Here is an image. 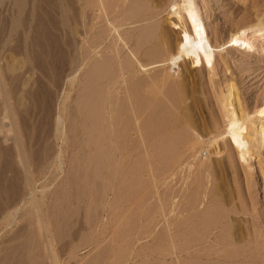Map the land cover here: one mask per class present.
I'll return each mask as SVG.
<instances>
[{
  "label": "rangeland",
  "instance_id": "obj_1",
  "mask_svg": "<svg viewBox=\"0 0 264 264\" xmlns=\"http://www.w3.org/2000/svg\"><path fill=\"white\" fill-rule=\"evenodd\" d=\"M12 1L0 0V74L4 78L6 91L9 93V98L16 111L14 115L18 127L16 131H18L22 143H25V151H23L27 157L26 160H28V164H32L30 167L33 170L36 169L33 176L41 201L42 193L39 189L43 184L48 183L47 197L44 198L45 204L41 208L43 213L54 214L51 215L53 217L51 223L54 225L49 232L53 238L50 248L53 256L52 259L47 257L42 237L38 240L40 236L37 237L34 230L33 232L29 231V221L25 215L27 205H25L18 211L17 221L12 226L0 227V264H50L51 261L52 264H115V262L116 264H194L195 260H198L196 263L199 264L205 262L207 264H224L223 261L220 263L219 255L231 256L232 252L235 260L229 259L226 264L234 262H237L236 264H264V145L248 162H243L241 158H238L235 149L225 150L220 154H215L213 150L209 154L203 150L199 151L197 158L193 159L189 156L191 153L184 150L185 148L181 149L180 145L174 147V144H179L178 142L182 141L183 129L173 126L172 110L162 95H159L155 100L144 96L145 101L141 105L144 110L141 108L143 111L147 109L149 111H146L148 115H145L146 112L144 113L145 118L142 117L140 123L146 127L147 131L141 124L140 127L143 130L140 129L137 133L129 129L132 134H129L128 130L127 136L126 134V137L124 136L128 146L121 150L118 156H114L109 151L103 153L83 148V144L92 140L93 134L91 116L94 117V84L92 82L94 74L92 71L95 56L93 52L90 53L92 59L85 70L79 72L73 89L69 92V98L64 101L65 93L68 91L66 75L69 72L71 60V49L70 45L68 46L70 42L68 37L70 36L65 31L63 32L58 24L55 1L21 0L19 2V4H23L21 7L15 4V0ZM177 1L180 0H173L170 6H166L164 12L162 11L156 19L161 21L167 16L169 18L170 16L176 17ZM67 2L74 19H77L76 3L73 0ZM128 2L130 0L126 3ZM165 2L168 0H164L163 4ZM195 6L199 16L198 21L207 29L211 43L214 41L213 44L224 42L237 26L256 19L264 20V0H195ZM101 26L100 23L96 26L97 29L93 35L97 33L96 36H98ZM77 37L79 36L77 35ZM106 42L109 44L110 40ZM106 42H104L105 45L104 43L101 45L102 49L108 45ZM92 43V38L86 40L85 47H89ZM259 43L260 40L255 42L251 53L242 46L238 48L226 46L223 51L218 52V65L216 64L213 72L206 69H195V71L193 67L188 69V66H180V77L187 85L198 90L200 114L196 115V124L201 128L199 130L205 138L210 136L208 133L214 120L220 124L222 122L221 105L218 103L217 94L225 82L235 81L241 102L245 107L247 106L246 108L253 110L264 103V50ZM220 53L225 61L221 59ZM101 54L103 55V52ZM101 54L99 58L102 56ZM182 60L183 58L178 61L180 65H182ZM157 71L159 74L161 73L156 69V71L152 70L150 74L153 75ZM177 79L178 77L174 78V80ZM165 85L167 86H164V90L162 89L163 94L165 91V94L168 93L172 88V79ZM62 104L65 108L69 141L74 146L64 153L65 163L62 170H59L60 172L57 171L54 175L47 171V168L36 172L41 167L38 165L43 162L45 156V158L53 160L58 152L57 142L51 136L53 120L57 116L59 105ZM87 127L91 128L87 130ZM7 128L8 126L4 128V131L0 128V193L2 194H0V211L5 201L8 203L9 200L11 203L14 199L19 200L25 193L22 165L15 162L16 155L13 139H11L16 132L6 135ZM139 134L146 137L147 145L144 149L143 147L135 149L134 145L138 143H136V137ZM160 143L162 145L158 147ZM171 145L173 148L170 147ZM50 155L51 157H49ZM108 157L109 159H107ZM206 157V161L209 159L211 165L214 162L222 164L225 171H221L222 173L217 176L212 174V169H210V172L207 171L201 175L184 166L189 160L195 163L199 159H206ZM182 162L183 168L180 166ZM51 169L53 170V167ZM200 180L206 181L204 187H207L205 190L207 189L208 195L203 197L205 201L198 208L194 205L192 193L193 185L196 187ZM50 181L53 183L51 184ZM219 182L223 184L221 198L215 196L211 191L214 185ZM57 189L61 191L59 192ZM69 192L71 193L69 194ZM117 194H119L118 197ZM22 199L28 200L27 196ZM208 203L214 205L210 206ZM59 204L60 206H58ZM57 207H60V211L57 210ZM172 207L176 208L174 213H170ZM203 207H207V210L212 209L207 214V219L204 216L207 210L204 208L203 212ZM214 207L217 208V211ZM195 211H199L200 214L198 212L196 214ZM218 211H221L222 214ZM201 215L204 219H201L200 222ZM209 215H212L213 220ZM167 221H169V225ZM194 221L198 223L196 224ZM169 226H172V229ZM198 226L201 229L197 230L200 245L195 246L193 232L196 233ZM211 227L213 228L211 229ZM165 228L168 229L166 230L169 231V234L164 233L166 232ZM231 228L239 230L240 238L238 239H241L240 241H236L230 234L232 233L230 232ZM143 230L145 231L143 232ZM151 230L155 231L151 232ZM207 230L208 234H206ZM181 231L182 233H180ZM211 231L213 232L210 234ZM218 232L219 234H217ZM15 234L18 235V238L16 237L17 239L15 238L12 242L9 241ZM171 235L175 236L176 245L173 243L174 239L171 238ZM204 236L206 238H201ZM34 238L39 242L34 243ZM177 244L180 245L179 248ZM200 246L201 248H199ZM183 247L184 251H182ZM224 252H226L225 255H223Z\"/></svg>",
  "mask_w": 264,
  "mask_h": 264
},
{
  "label": "bare ground",
  "instance_id": "obj_2",
  "mask_svg": "<svg viewBox=\"0 0 264 264\" xmlns=\"http://www.w3.org/2000/svg\"><path fill=\"white\" fill-rule=\"evenodd\" d=\"M54 1H55V6H57L56 7V9H57L56 15H58V18L57 17L56 18L58 20V24L61 27L63 32L65 31L66 33H68V35L70 36L68 38H69V41L71 42V43L69 42L70 44L68 43V46L70 45V49H71L70 50L71 51V60H70L69 72L66 75L67 80H68V87H67L68 91L65 93L66 95H65L64 101L69 98V92L73 89V85L75 83L77 75L79 74L80 71L85 70V68L87 67V64L92 59V56L90 55V53L93 52V55L95 56V58H94V64L95 65L93 64L94 68L92 71L94 74L93 78H92V82L94 84V97H93V99H94V104H93L94 117L91 116V123L93 125V134H92V140L90 142H86L85 144H83V146H82L83 148H88V149L90 148L92 151L96 150L95 152L98 151V152H103V153L105 151L106 152L109 151L114 156H118V153L121 152V150H124V148H126L128 146V143L125 141V137L127 136L128 130L130 129V130H133L137 133L140 131V129L143 130V128L144 129L146 128L145 126L143 127V125L140 123V121L142 120L141 118L142 117L145 118V115H148V113L146 112L148 109L146 111H143L144 108L141 106L142 103L145 101L144 96H148L147 98L155 100L159 97V95L160 96L162 95L163 99H165L167 101L166 103H168L169 107L172 110V112H171L172 116L171 117H173L172 118L173 126L175 125V127H180L183 129V131L180 130V131H182V133H181L182 141L178 142L179 144H174V147L180 145L181 149H182V147L185 148L184 150L191 153V155H189L191 158L195 159V157L197 156V153H199V151H203V150L204 151L206 150L208 153L209 152L212 153L211 150H213L215 154H220L225 150L235 149L237 152L238 158H241L243 160V162L244 161L248 162L249 159H251V157L253 155H256L259 152V150L261 149V147H263V145H264V115H262L261 113L264 112V103L258 107H255L253 110L246 108L247 106L245 107L243 105V102H241V98L239 96L238 88L236 86L235 81H233V80H231V81L229 80L227 82H225L226 81L225 80L224 81L225 85L221 86V89H220L219 93L217 94L218 103H220V105H221L222 122L220 124L217 122V120H214L213 126L211 125V128H210L209 133H208L210 136L205 138V136L202 135V133L199 130L200 127H198L196 124V115L200 114V110H199L200 98L198 96V90L193 86L187 85L185 83L184 79L180 77V68H181L180 66H188V69L193 67L194 70L195 69H206L209 72H213L215 69V66L218 65L217 64L218 63L217 57L219 56L218 52L223 51L226 46L237 47V48L242 46V47H244V49L248 50L249 53H251V50L254 48L255 42L257 40H260V43L262 45V49L264 50V20L256 19L255 21H252L250 23H245L241 26H237V27H235V29H233L230 32L229 36H227L228 39H226L224 42H219V43L213 44L214 41H212V43H211V41L209 39V35L207 33V29L204 27V25L202 23H200L198 21L199 16H198L197 8L195 6V0L177 1L176 7H175L176 17L170 16V18H169V16H167V17L163 18L161 21H159V19H156V18L164 10V8L166 6L167 7L170 6V4L172 3L173 0H171L170 2L168 0V2H165L164 4H163L164 0H130V2H128V3H126L128 0L127 1L126 0H73L76 3L75 7H77V9H76L77 10L76 11L77 16H78L77 19L76 18L74 19L73 15H72L71 8L69 6V3L67 2L68 0H54ZM19 2H21V0H15V4H17L21 7L23 4H19ZM34 5H35V3H34ZM32 7H34V6H32ZM189 12H192V14L196 20L197 26L201 29L199 36L196 35V32L192 27V19L188 16ZM99 23H100V25H102L101 29L98 31L99 34H98V36H96L97 33L95 35H93L95 30L97 29L96 26L99 25ZM16 24H17V22H16ZM185 33H187V35H188L187 42H185V40L183 39ZM77 35L79 37H77ZM92 35H93V37H92ZM70 38H72V39H70ZM91 38L93 40V43L89 47H85V41L89 40V39L91 40ZM107 40H110L109 44L106 42ZM233 41H235V43H233ZM104 42H106L108 45L102 49L101 45ZM104 45H105V43H104ZM102 52H103V55L101 54ZM100 54L102 56L99 58ZM122 55H124V56H122ZM207 57H211V67L208 66ZM220 57L222 60L225 61V59L221 55V53H220ZM181 58H183L182 65H180V63L178 62L179 59H181ZM226 60H227V58H226ZM197 61H199V63H197ZM156 69L160 70L161 73L159 74V72L157 71L156 73H153V75H151L150 74L151 71L152 70L156 71ZM184 70H183V72H184ZM175 77H178V79L174 80ZM3 79L4 78L0 74V124H1L0 128H1V130L3 129V131H4V128H6L8 126L6 135H9L10 132H12V133L16 132L15 135H12V137H11V139H13V148H14V152L16 155V158L15 157H13V158H15L16 163H18V164L20 163L22 165V167H21L22 173H23L22 179L24 177L23 180L25 182L24 183L25 186L23 185L25 187V190H24L25 193L23 194L22 198L27 196L28 200L26 201V200H23L22 198L19 200L14 199L12 201L13 203L12 202L9 203V200L7 201L8 203H6V201H5V203L3 204L4 206H3L2 210L0 211V227L6 228L9 226H12L17 221L16 216L18 214V211L22 207L27 205L25 215L28 217L27 220L29 221V229H30L29 231L32 230V232H33V230H34L36 232L35 235H37V237H38V235L40 236V237H38V240L42 237V242L45 244V248H46L45 249L46 255L49 259H52L53 252L50 248H51V244L53 243L52 242L53 238L49 235V232L52 230V225H54L51 223V219H53L52 216L54 214L49 215L48 213L47 214L43 213L42 208H41V206L45 204L44 198L47 197L46 196L47 195L46 189L48 188V183L43 184L42 188L39 189V190H41L40 192L42 193L41 194L42 195L41 196L42 201H41L38 194H37V189L35 187V181H34V176H33V174H35L34 172L36 169L33 170L30 167V165L32 166V164H28V160H26L27 157L25 156V152H24L25 151L24 150L25 143L24 142L22 143V141H21L22 139H20L19 133H17L18 131H16L18 129L17 124L15 122V117H14L16 111L14 110V105H12L13 103L9 98V93L6 91L7 88L5 87L6 85H4L5 83H4ZM171 79H172V88L166 94H165V92H166L165 91L164 92L165 95H164L162 89L164 88V86H167L165 84L169 83V81ZM206 79H207V77H206ZM234 79H236V78H234ZM216 82H218V81H216ZM208 90L211 91V89H208ZM146 101H148V100H146ZM141 107L143 108V110ZM150 108H152V107H150ZM144 113H145V115H144ZM56 115L57 116H55V118H54L55 120H53L54 123H53L52 136L51 137L54 138L55 141L57 142L58 152H57V154L53 160H49V158H45L46 157L45 156L42 163H40L39 165L36 164L38 166H41L37 169L36 172H40V171H42V169L47 168V171H49L51 174L53 173L55 175V173L59 170H62V168L64 166V163H65L64 153L66 151H68L72 146H74L69 141L68 129H67L66 118H65V108H64L63 104L59 105V111ZM154 116H155V114H154ZM214 118H215V116H214ZM140 124L142 125L143 128L140 127ZM233 125H236V127H233ZM165 126H166V124H165ZM91 127H87L86 129L88 130ZM130 130H129V132H130ZM164 130H165V128H164ZM153 131L155 132V130H153ZM158 131H159V129H158ZM145 132H144V134L146 135ZM125 134H126V136H125ZM129 134H132V133L130 132ZM141 134H142V132H141ZM141 134H139L138 137L135 136L137 138L136 143L138 142L137 144L134 145V146H136L135 149L136 148L139 149L140 147H143V149H144V147H146V145H147L146 140H145L146 137L144 138L142 136L143 134L142 135ZM148 135H150V133ZM233 136L236 137L235 142L232 139ZM128 138H129V136H128ZM138 138H139V141H138ZM165 144H167V143H165ZM152 145H153V143H152ZM160 145H162V144L160 143L158 145V147ZM150 147H152V146H150ZM170 147L173 148L172 145ZM167 149H169V148H167ZM148 153H149V151H148ZM95 155H96V153H95ZM49 157H51V155ZM207 157H206V159L205 158L199 159V161H197L195 163H193L192 161L189 160L188 162H186V164L184 166L186 168H188L190 171H193V172L195 171L201 175H202V173H205L207 171L210 172L211 171L210 169H212V174L214 173L217 176H218V174L220 175V173H222L221 171H225V170H223V165L220 163L214 162V164L211 165L209 159H208L209 162L206 161ZM107 159H109V157ZM186 159H188V158H186ZM99 161H101V159H99ZM175 161H177V160H175ZM179 162L180 161L178 160V163ZM183 162L180 163L181 164L180 166H182ZM184 166H182V168ZM52 167H53L54 171L51 169ZM80 169H82V168H80ZM102 170H103V168H102ZM228 170H229V168H228ZM44 171L45 170H43V172ZM100 172H102V171H100ZM171 172H172V170H171ZM44 173H43V175L45 176ZM84 173H85V171H84ZM147 176H149V175H147ZM230 176H231V173H230ZM215 179L217 180V178H215ZM84 180H86V179H84ZM81 181H82V179H81ZM203 181L200 180V183H198V184L195 182L197 184L196 187H195V185H193L194 190H193L192 196L194 198V201L193 200L192 201L194 202V205L198 206V208L200 206H202L204 201H205L203 199V197L205 198L206 195H208V193L206 191L207 189L205 190L206 186L204 187V183L206 181L205 182H203ZM50 183L52 184L53 181H50ZM96 183H97V181H96ZM109 183H111V182H109ZM73 184H74V181H73ZM205 185H206V183H205ZM75 186H77V185H75ZM95 186H96V184H95ZM207 186H210V185H207ZM222 186H223L222 182H219V183L215 184L213 190H211V191H213L212 193L215 194V196L216 195L220 196L218 198L222 197L221 196L222 190H223ZM85 188H86V186H85ZM20 189H22V188H20ZM132 189H134V188H132ZM58 191L60 192L61 190H58ZM211 191H210V193H211ZM122 192H123V190H122ZM145 192H146V190H145ZM70 193L71 192H69V194ZM81 193H82V191H81ZM17 194H18V192H17ZM119 194H117V197L119 196ZM189 194H191V193H189ZM189 194H187V195H189ZM146 195H148V194H146ZM149 195H151V194H149ZM166 195H168V193L165 194V196ZM19 196H20V194H19ZM135 196H136V194H135ZM80 197H82V196H80ZM90 197H92V196H90ZM158 197H161V196H158ZM191 197H190V199H191ZM17 198H19V197H17ZM144 198H146V197H144ZM80 199L83 200L82 198H80ZM120 199H122V198H120ZM179 199H180V197H179ZM209 199H210V197H209ZM211 199H213V197ZM16 200H18V201H16ZM220 201L222 202V200H220ZM112 202L114 203V201H112ZM193 202H192V204H193ZM137 203H139V202H137ZM209 204L210 203H208V205ZM68 205H70V204H68ZM154 205H156V204H154ZM212 205H214V204H212ZM212 205L210 204V206H212ZM58 206H60V204ZM187 206H189V205H187ZM187 206H185V208ZM196 206H194V207H196ZM59 208L57 209L58 211H60ZM204 208H206V210L208 209L207 207H203L202 211L205 210ZM214 208L217 211V208L216 207H214ZM175 209L176 208L172 207L170 213H174ZM210 210H212V209H210ZM210 210H207L204 213L205 218L208 217L207 214L209 213ZM55 211H56V209H55ZM202 211L200 210V213ZM197 212H198V214H200L199 211H197ZM197 212H196V214H197ZM218 212H221V211H218ZM223 213H225V212H223ZM196 214L195 215L191 214V215L198 216ZM221 214H222V212H221ZM57 215H59V214L57 213ZM201 216L199 217L200 222H201V219L202 220L204 219V217L202 216V218H201ZM209 216L212 217V215H209ZM214 216H217V215H214ZM50 217H52V218H50ZM191 218H192V216H191ZM191 218H189V219H191ZM219 219H218V222H219ZM155 220H153V221H155ZM211 220H213V217ZM169 221H167L168 225H169ZM165 222H166V220H165ZM194 222H196V221H194ZM156 223H158V222H156ZM197 223L198 222H196V224ZM208 223L210 224V221H208ZM191 225H194V224H191ZM217 225H219V224H217ZM175 226H177V225H175ZM210 226H211V224H210ZM171 227H170V229H172ZM200 227H202L201 224H200ZM200 227L198 229H196L197 227L195 228L196 229L195 234L193 232L195 239L193 238V236H192V239L195 240L194 241L195 246L200 245V240L198 239L199 232H197V230L198 231L201 230ZM207 228L209 229V227H207ZM212 228L213 227H211V229ZM232 228L230 229L231 230L230 232H232L230 234H232L234 236V239L236 241H240L241 239H238V238H240L239 230L232 229ZM149 229H150V227H149ZM166 229L167 228H165L166 232H164V231L163 232L169 234L168 233L169 231H167L168 229L167 230ZM203 229H205V228H203ZM173 230H175V228H173ZM187 230L189 232V228ZM144 231L145 230H143V232ZM154 231L155 230H151V232H154ZM191 231H193V230H191ZM207 231H205V232H207ZM212 232L213 231H211L210 234ZM180 233H182V231ZM183 233H185V232H183ZM208 233H209V231L206 234H208ZM155 234H157V233H155ZM177 234H179V233H177ZM217 234H219V232ZM163 235L166 236V234H163ZM172 235H171V238L174 239L173 240L174 242L173 241L172 242L175 244V238H174L175 236L172 237ZM200 235H201V233H200ZM11 237L12 238L9 241L12 242V240H14L16 237L18 238V235L15 234L14 236L12 235ZM151 238H154V236H151ZM201 238H206V237L204 236ZM227 239H229V238H227ZM34 240H35V238H34ZM201 240H204V239H201ZM36 241H37V239L34 241V243ZM225 241H226V239H225ZM247 241H249V240H247ZM37 242H39V241H37ZM183 242H184V239H183ZM218 242H220V241H218ZM186 243H183V244H186ZM220 243H222V242H220ZM178 244H177V246H178ZM211 244H213V243H211ZM223 244H225V243H223ZM175 245H173V246L175 247ZM179 246H178V248H179ZM228 247H230V246H228ZM175 248H177V247H175ZM199 248H201V246ZM237 249H238V247H237ZM184 250H185V248L182 251H184ZM220 250L223 251V249H220ZM234 252H236V251H234ZM180 253H183V252H180ZM196 253H194V254L196 255ZM225 253L226 252H224L223 255H225ZM229 254H230V252H229ZM231 254L233 255V252ZM232 255L231 256H222V254H220L218 259H219L220 263H221V261H223L224 264H226V262L229 261V259L233 260L235 258ZM238 256H236V257H238ZM179 257H178V259H179ZM198 258H199V256H198ZM207 259H209V258H207ZM194 260H193V262H194ZM197 261L195 260L194 264H199V263H196ZM52 263L53 262L51 261L50 264H52ZM115 264H116V262H115ZM221 264H223V263H221Z\"/></svg>",
  "mask_w": 264,
  "mask_h": 264
},
{
  "label": "snow or ice",
  "instance_id": "obj_3",
  "mask_svg": "<svg viewBox=\"0 0 264 264\" xmlns=\"http://www.w3.org/2000/svg\"><path fill=\"white\" fill-rule=\"evenodd\" d=\"M188 16L192 19V27L195 30L196 35L199 36L200 32H201V29L197 26L196 20H195V18L193 16L192 12H189ZM183 39L185 40V42H187V40H188L187 33L184 34ZM233 43H235V41H233ZM207 61H208V66L211 67V57H207ZM197 63H199V61H197ZM261 114L264 115V112H262ZM233 127H236V125H233ZM232 139H233L234 142L236 141V137L235 136H233Z\"/></svg>",
  "mask_w": 264,
  "mask_h": 264
}]
</instances>
